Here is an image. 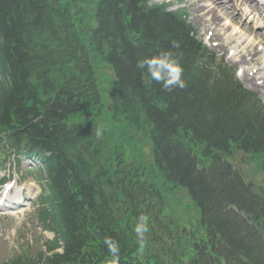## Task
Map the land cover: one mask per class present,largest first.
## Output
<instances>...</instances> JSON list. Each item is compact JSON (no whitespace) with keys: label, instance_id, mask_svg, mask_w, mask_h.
Returning <instances> with one entry per match:
<instances>
[{"label":"trees","instance_id":"16d2710c","mask_svg":"<svg viewBox=\"0 0 264 264\" xmlns=\"http://www.w3.org/2000/svg\"><path fill=\"white\" fill-rule=\"evenodd\" d=\"M63 1L0 0V65L5 66L11 78L10 85H0V128L21 126L31 146L48 150L53 156L52 184L58 186L57 202L61 204V218L67 228L66 255L55 260L79 259L95 233L102 241L105 237L113 238L120 247L130 244L119 228L118 232L109 229L112 214L106 203L98 204L97 189L90 182L91 170L75 157L73 130L67 125L84 108L96 105L91 67L95 54L103 61L106 55L105 61L113 69L118 84L117 104L128 121L139 124L145 119L153 127L159 157L165 160L172 177L187 185L194 195L197 193L202 202L208 198L220 204L232 202V192L236 190L231 187L233 182H225L228 187H222L224 191L211 188L204 179L193 175L192 165L178 156L175 145L168 143L165 135L173 132L176 137L177 125L188 124L186 129L183 127L187 132L183 133L192 134L208 147L222 150L221 146H227L229 139H237L244 141L242 150L264 154L263 108L250 98L245 105L246 99L236 87L211 84L196 69L185 68L191 38L172 16L143 10L144 0H101L94 18L96 29L87 34L86 41L80 40L74 26V21L82 25L81 8L77 7L78 13L72 16L76 5L71 2L63 7ZM166 53L182 69L183 88L165 90L163 80H152L147 69L136 66L138 60ZM59 68L73 72L63 85L56 79ZM2 69L6 76V70ZM162 75L166 77L167 69ZM137 188L142 186L137 184ZM248 195L247 191L244 195L247 200L251 199ZM127 196L130 204L125 202L124 210L131 209L132 215H141L147 209L143 200H151L135 197L131 206L134 200ZM146 212L152 215V211ZM263 220L261 217L257 220L262 234L257 236L261 238H264ZM92 227L97 229L86 230ZM153 227L150 224L149 231ZM145 234L148 242L150 236L153 243L158 242L159 235ZM101 250L108 252L104 243ZM258 250L257 255L252 246L245 251L253 259L250 264H264V243L258 245Z\"/></svg>","mask_w":264,"mask_h":264},{"label":"bare ground","instance_id":"6f19581e","mask_svg":"<svg viewBox=\"0 0 264 264\" xmlns=\"http://www.w3.org/2000/svg\"><path fill=\"white\" fill-rule=\"evenodd\" d=\"M253 1L188 0L195 19L201 22L203 31L212 33L211 38L218 43L219 51L235 50L237 55L234 56L242 66L259 65L257 47L264 52V32L260 30L264 28V14ZM224 21H228V24H222ZM228 29L235 31V35H226ZM240 35L238 40L234 39ZM243 38L245 40L242 42ZM261 67L264 70V61ZM245 82L260 94H264V78L257 80L256 76L244 72L242 83L249 87Z\"/></svg>","mask_w":264,"mask_h":264},{"label":"rangeland","instance_id":"374dc122","mask_svg":"<svg viewBox=\"0 0 264 264\" xmlns=\"http://www.w3.org/2000/svg\"><path fill=\"white\" fill-rule=\"evenodd\" d=\"M95 1L96 0H90L85 2L83 5V9L88 16H91L92 12L94 11ZM110 91L111 90L109 87L104 86V96H102L101 98H102V105L104 106V108H107V111L112 113L114 108V96ZM113 115H115V112H113ZM81 117L85 118L86 115L82 114ZM83 121H84L83 119H79V118L75 120V122L78 125H81L82 128L85 126L86 127L85 129H88L86 123H84ZM114 121L116 122V124L119 123L117 118H115ZM92 131L94 133L95 139L98 144L100 141H103L102 135L100 136V138H97L96 136L97 130L95 128H93ZM133 133L136 132L130 131L128 132V135L133 136ZM139 138L140 141L144 142L146 140V135L142 134ZM148 145L149 143L147 145H144V147H146L145 152L150 151ZM245 159L246 158L244 157L236 155L234 158V163L235 164H239L241 162L244 163ZM245 174H246V178L249 181L255 183L259 179L257 164L256 163L249 164L246 167ZM27 212L28 213L26 214L25 219H23L21 216H18L16 219H13L11 218V216L0 215V259L1 260H9L11 258L17 257L18 254L21 253V247L25 246L26 240L33 239V233L26 234L27 230H31L32 226L28 225L27 229L22 227L27 222V218H28L27 215L29 214L30 211ZM20 236L24 238V240H22L21 243L18 242V237Z\"/></svg>","mask_w":264,"mask_h":264},{"label":"clouds","instance_id":"9594fccd","mask_svg":"<svg viewBox=\"0 0 264 264\" xmlns=\"http://www.w3.org/2000/svg\"><path fill=\"white\" fill-rule=\"evenodd\" d=\"M178 47V45H175ZM136 66L141 69H147V74L150 78L156 82L164 81L162 87L165 90H171L173 87L178 86L180 88L184 87V82L181 79L182 69L178 65L175 59L170 58V54L166 53L162 56L145 58L143 60H138ZM145 66H147L145 68ZM167 69L166 77L162 75V71ZM102 129L98 128L96 131L97 138H100ZM139 223L136 224L134 232L136 234V243L143 248L145 245V233L149 231L147 226V217L141 216L139 218ZM106 245L108 253L111 256L109 264H120V245L111 237H105L103 241Z\"/></svg>","mask_w":264,"mask_h":264}]
</instances>
